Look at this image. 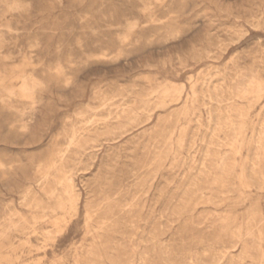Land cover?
Here are the masks:
<instances>
[{
  "label": "rangeland",
  "instance_id": "rangeland-1",
  "mask_svg": "<svg viewBox=\"0 0 264 264\" xmlns=\"http://www.w3.org/2000/svg\"><path fill=\"white\" fill-rule=\"evenodd\" d=\"M6 1L0 32L12 55L3 68L12 72L0 96L12 88L14 106L26 109L24 74L45 87L30 131L0 105V264H264V94L250 104L236 99L246 113L237 110L234 126L226 121L231 87L264 81V0H165L153 5V20L139 0H16L23 7L15 11ZM133 20L125 41L119 35ZM103 122L114 127L95 133ZM74 129L82 139L91 130L92 142L67 147ZM56 148L75 158L67 166L81 195L59 234L33 204L53 199L34 187L26 193L24 180Z\"/></svg>",
  "mask_w": 264,
  "mask_h": 264
},
{
  "label": "bare ground",
  "instance_id": "bare-ground-1",
  "mask_svg": "<svg viewBox=\"0 0 264 264\" xmlns=\"http://www.w3.org/2000/svg\"><path fill=\"white\" fill-rule=\"evenodd\" d=\"M74 1V0H73ZM142 4V10L144 12H148L147 16H149V18H151V20H153V10H152V7L153 5L155 4H163L165 0H139ZM138 1V2H139ZM4 2V1H3ZM163 2V3H162ZM7 6L9 8L10 11H15V10H20L22 9V3L19 2V1H16V0H12L10 2H7ZM163 6V5H162ZM123 9V8H122ZM9 14V13H8ZM131 14V13H130ZM138 14V13H137ZM140 14V13H139ZM85 17V16H84ZM79 18V17H78ZM108 18V17H107ZM227 18V17H226ZM156 19V18H155ZM82 20V19H81ZM139 21V20H138ZM138 21H134L133 22H129L126 24V32H123L121 33L119 36L122 37V39H124L126 41V39H129V37H131V34L133 33V31L138 27ZM155 21V20H154ZM158 21V20H157ZM100 22V21H99ZM60 23V22H59ZM219 23V22H218ZM170 24V23H169ZM232 26V25H231ZM8 28V27H7ZM144 28V27H143ZM118 29V28H117ZM145 29V28H144ZM171 31V30H170ZM191 31V30H190ZM37 32V31H36ZM165 33V32H164ZM55 34V33H53ZM159 36V35H158ZM38 38V37H37ZM87 38V37H86ZM178 39V37H177ZM209 39V38H208ZM236 39V38H235ZM38 40V39H37ZM123 40V41H124ZM14 41V40H13ZM124 41V42H125ZM6 42V38H5V34L4 33H1L0 32V82L4 83V80L5 78H9L11 76V72L12 70H10V72L7 71V69L3 68L5 67V60L6 59H10L11 58V53H7V52H4L3 50V45L5 44ZM122 42V41H121ZM213 44V43H212ZM98 45V44H97ZM234 45V44H233ZM100 46V45H99ZM197 46V45H196ZM71 49V48H70ZM59 51V50H58ZM193 51V50H192ZM57 53V52H56ZM102 55H105L104 51L101 52ZM104 53V54H103ZM24 55V54H22ZM102 55H101V58H102ZM108 55V54H107ZM28 56V55H27ZM26 56V57H27ZM92 56V55H90ZM95 56V55H93ZM100 56V55H99ZM192 56V55H191ZM195 57V56H194ZM94 58V57H93ZM107 58V57H106ZM237 58V57H236ZM68 59V58H67ZM236 60V59H235ZM39 62V61H38ZM59 62V61H58ZM98 62V61H97ZM217 62V61H216ZM258 62V61H257ZM27 63V62H26ZM60 63V62H59ZM240 63V62H239ZM63 64V63H62ZM226 64V63H225ZM236 65V64H235ZM234 66V65H233ZM64 67L65 66H62V65H58L57 66V72L59 75H64ZM32 68V67H31ZM27 69V68H26ZM56 69V68H55ZM16 71V70H15ZM14 72V71H13ZM215 72V71H213ZM20 73H23L20 71ZM34 73V72H33ZM49 73V72H48ZM29 74V73H27ZM54 74V73H53ZM56 74V73H55ZM57 74V75H58ZM250 77H248L249 79ZM152 79V78H151ZM251 79V78H250ZM22 80V89L25 93V95H28L30 102V106L27 108L26 106V109H21V108H16L14 106V103H16V100H15V92H14V89L12 88H3L2 90L6 93V95H3V96H0V105L2 107H4L5 109H9V110H14L15 114L17 115L18 117V120L16 122H20L21 124L19 125V128L22 130V131H30V124L29 123H34L37 121V118L40 114V109L38 107V102H37V99H36V95H37V92L40 90V89H44L45 87V84L44 82H42L41 80H39L38 78L34 77V75H32V73L29 74V76L26 78L25 77V74L24 76L21 78ZM247 81V80H246ZM245 81V82H246ZM111 82V81H110ZM152 82V81H151ZM221 82V80H220ZM229 82V81H228ZM244 82V83H245ZM69 83V80L65 79V84ZM156 83V82H155ZM112 84V83H111ZM150 84V83H149ZM247 84V82H246ZM245 84V85H246ZM148 86V85H147ZM21 87V85H20ZM215 87V86H214ZM218 87V86H217ZM220 87V86H219ZM227 87V86H226ZM19 88V87H18ZM193 88V87H192ZM210 88V87H209ZM233 87H231L232 89ZM241 88V87H240ZM230 89V94L234 95L235 93V97L230 99L231 102L229 103L228 107H227V110L225 108V110L227 111V115H226V121L229 123V125H233L234 124V114L237 113V110L239 112V116L244 117L246 111L244 110L243 108V105H239V106H235L234 103L236 104L235 100L238 99V100H241L243 101L242 104H244V102H247L248 104H250L251 102H253L255 99H260L263 94H264V81L261 80V79H258V78H254V80H252L249 88H244V89H240L238 91H231ZM21 90V89H20ZM108 90V89H107ZM150 90V89H149ZM216 90V89H214ZM218 90V89H217ZM229 90V89H228ZM16 91V90H15ZM19 91V89H18ZM211 91V90H210ZM225 91V90H224ZM2 92V91H1ZM0 92V93H1ZM22 92V91H21ZM158 92V91H157ZM176 92L175 90H169V93H174ZM193 101L196 100V95L197 94V91L195 90V87L193 88ZM212 92H213V87H212ZM211 92V93H212ZM229 92V91H228ZM147 93V92H146ZM149 93V92H148ZM183 93V92H182ZM209 93V92H208ZM225 93V92H224ZM4 94V93H3ZM40 94V93H39ZM93 94V93H92ZM154 94V93H153ZM157 94V93H156ZM168 94V93H167ZM221 94V93H220ZM149 95V94H148ZM162 95H165V94H162ZM217 95V94H216ZM219 95V94H218ZM223 95V94H222ZM221 95V97H222ZM231 95L229 97H231ZM24 96V95H23ZM146 96V95H145ZM171 96L173 97V94H171ZM182 96V95H181ZM180 96V98H181ZM228 96V95H227ZM169 97V96H168ZM175 97V96H174ZM233 97V96H232ZM45 98V97H44ZM95 98V97H94ZM146 98V97H145ZM171 98V97H170ZM109 99V98H108ZM149 99V98H147ZM163 99V98H162ZM168 99V98H167ZM166 99V100H167ZM173 101L175 100L174 98H172ZM171 99V100H172ZM201 99V98H200ZM225 99V98H224ZM223 99V100H224ZM227 99V98H226ZM28 100V99H27ZM61 100V99H60ZM91 100V99H90ZM141 100V99H140ZM165 100V99H164ZM189 100V98L187 99V101ZM204 100V99H203ZM229 100V99H228ZM110 101V100H109ZM128 101V100H127ZM163 101V100H162ZM161 101V102H162ZM173 101H170V102H173ZM213 100H211L212 102ZM216 101V100H215ZM214 101V102H215ZM29 102V103H30ZM169 102V101H168ZM206 102V101H205ZM238 102V101H237ZM255 102V101H254ZM201 103V102H200ZM199 103V104H200ZM165 104V102H164ZM218 104V103H217ZM223 104V103H222ZM149 105H152V104H149ZM192 105V104H191ZM225 105V104H224ZM237 105V104H236ZM18 106V105H17ZM163 105H161L162 107ZM167 106V105H166ZM209 106V105H208ZM111 107V106H109ZM160 107V106H159ZM207 107V106H206ZM215 107V106H214ZM237 107V108H235ZM252 107V106H251ZM15 108V109H14ZM133 108V107H132ZM211 108H213L211 106ZM221 108V107H220ZM178 109V108H177ZM180 109V108H179ZM222 109V108H221ZM158 110V109H157ZM211 110V109H210ZM216 110V109H215ZM214 110V111H215ZM223 110V109H222ZM146 111V110H145ZM155 111V110H154ZM180 111V110H179ZM206 111V110H205ZM219 111V109H218ZM8 112V111H7ZM108 112V111H107ZM150 112V111H149ZM184 112V111H183ZM211 112V111H210ZM86 113V112H85ZM84 113V114H85ZM120 113V112H119ZM118 113V114H119ZM122 113V114H121ZM120 113V116H121V120H123L125 117H126V114L125 113V110L124 112L121 111ZM174 113V111H173ZM177 113H180V112H177ZM212 113V112H211ZM182 114V112H181ZM180 114V115H181ZM186 114V113H185ZM184 114V115H185ZM218 114V113H217ZM222 114V113H221ZM220 114V115H221ZM238 114V113H237ZM175 115V114H174ZM111 116V114H110ZM117 116V115H116ZM128 116V115H127ZM149 116V115H148ZM222 116V115H221ZM178 117V116H177ZM212 117V116H211ZM210 117V118H211ZM224 117V116H223ZM237 117V116H236ZM235 117V118H236ZM117 118V117H116ZM115 118V119H116ZM119 118V117H118ZM142 118V117H141ZM220 118V117H219ZM240 118V119H241ZM80 119V118H79ZM114 119V118H113ZM120 119V118H119ZM144 119V118H143ZM209 119V118H208ZM238 119V118H237ZM107 120V119H106ZM117 120V119H116ZM178 120V119H177ZM213 120V119H212ZM211 122H213L214 120ZM219 120V119H217ZM243 120V119H242ZM103 121V120H102ZM110 121V120H109ZM136 121V120H135ZM221 121V119L219 120ZM240 121V120H239ZM244 121V120H243ZM65 122V121H64ZM112 122V121H111ZM63 123V122H62ZM115 123V122H114ZM225 123V122H224ZM13 124V123H12ZM71 124V123H70ZM117 124V123H116ZM124 122H120L119 125L120 126H123ZM198 124V123H197ZM218 124V123H216ZM221 125L223 123H220ZM239 125L241 123H238ZM96 125V124H95ZM212 125V124H211ZM215 125V124H214ZM119 126V127H120ZM201 126V125H200ZM210 126V124H209ZM224 126V125H223ZM234 126V125H233ZM232 126V127H233ZM262 126V125H261ZM260 126V127H261ZM113 123L112 125L109 123V122H103V124H101L99 126V128H97L96 132L95 133H99V131L101 132H110L113 128ZM117 127V126H116ZM159 127V126H158ZM217 127V126H216ZM215 127V128H216ZM258 127V126H257ZM263 127V126H262ZM187 128V127H185ZM211 128V127H210ZM220 128V127H219ZM222 128V127H221ZM225 128H228L225 127ZM231 128V127H230ZM84 129V128H83ZM95 129V128H93ZM234 129V128H233ZM242 129V128H240ZM261 129V128H260ZM263 129V128H262ZM87 130V129H86ZM157 131V130H156ZM194 131V130H193ZM201 131V130H200ZM217 131V130H216ZM227 131V130H226ZM259 131V130H258ZM212 132H213V129H212ZM211 132V133H212ZM222 132V131H220ZM242 132V131H241ZM22 133V132H21ZM85 133V132H84ZM83 133V134H84ZM87 134L89 133V135L86 137H84L83 139L81 137H79L78 135V131L76 129H74L72 131V135L70 137H68V144H67V147L69 145V147H73V148H76L77 150L81 149V145H82V142L83 140H85L86 142L89 141L92 139L91 137V133L92 131L89 130L88 132H86ZM113 133V132H112ZM119 133V132H118ZM257 133V131H256ZM264 133V132H263ZM67 134V133H66ZM105 134V133H104ZM114 134V133H113ZM123 134V133H122ZM215 134V133H214ZM82 135V134H80ZM86 135V134H85ZM97 135V134H95ZM94 135V136H95ZM181 135V134H180ZM217 135V133H216ZM257 135V134H256ZM99 136V134H98ZM116 136V135H115ZM173 136V135H172ZM215 136V135H214ZM237 136V135H236ZM263 136V134H262ZM195 137V136H194ZM230 137V136H229ZM256 137V136H255ZM261 137V136H260ZM95 138V137H94ZM106 138V137H105ZM237 138V137H236ZM104 139V138H103ZM151 139V138H150ZM212 139V138H211ZM225 139V138H224ZM231 139V138H230ZM93 140V139H92ZM91 140V142H92ZM256 140V138L254 139ZM263 140H264V137H261L259 140H258V147H257V151L260 150L261 148L263 149ZM159 141V140H158ZM171 141V140H170ZM236 141V140H234ZM67 142V141H66ZM95 142V141H93ZM238 142V141H237ZM257 142V141H256ZM255 142V143H256ZM210 143V142H209ZM167 144V143H165ZM215 144V143H214ZM234 144V143H233ZM232 144V145H233ZM236 144V143H235ZM84 145V144H83ZM86 145V144H85ZM92 145V144H91ZM237 145V144H236ZM61 146V145H60ZM85 147V146H84ZM166 147V146H165ZM219 147V146H218ZM234 147V146H232ZM237 147V146H236ZM255 147V146H254ZM64 148V147H62ZM83 148V147H82ZM158 148V147H157ZM235 148V147H234ZM66 149V148H65ZM153 149V148H152ZM237 149V148H236ZM53 150V149H52ZM56 149H54L51 153V156L49 157L48 161L46 163H36V165L34 166V171L35 173L33 175L31 174H26L25 177H24V180L27 182V184L30 186L29 188L31 189H28V191L26 193L29 194V191L33 190L32 191L34 194H38L39 192H43V194L45 193L46 195L50 196L49 198L53 199V200H50V202H52V204L50 206H43V201L42 200H34L33 204H34V207L38 208V209H42L43 212H44V217H42L41 219H44V218H47L49 217V223H51L53 225V227H55L56 231L58 234L59 233H62V232H65L68 227H69V219H68V216L72 213H77L78 210H79V206H80V201H81V195L76 187V184H75V180H74V168H70L69 166H67V164L69 163V160H72V161H75V158L74 157H70L67 159V157H65L64 155H62V152H59V151H56ZM173 150V149H171ZM207 150V149H206ZM224 150V149H223ZM68 151V150H67ZM83 151V150H81ZM50 152V151H49ZM64 152V151H63ZM71 152V150H70ZM88 152V151H86ZM199 152V151H198ZM80 153V152H79ZM64 154V153H63ZM69 154V153H68ZM170 154V153H169ZM218 154V153H217ZM66 155V154H65ZM75 155V154H74ZM77 155H78V152H77ZM232 155V154H231ZM256 155V154H255ZM260 153L258 152L257 154V158L255 162H253L252 160H249L250 162L252 161L253 162V166L258 168L259 167V160L261 159L260 158ZM68 156V155H66ZM167 156V155H166ZM209 156V155H208ZM78 158V157H77ZM206 158V157H205ZM210 158V157H209ZM215 158V157H214ZM212 158V159H214ZM254 158V159H255ZM193 159V158H192ZM228 159V158H227ZM231 159H234V158H231ZM229 160V159H228ZM226 160V161H228ZM235 160V159H234ZM147 161V160H146ZM212 161V160H211ZM231 161V160H230ZM76 162V161H75ZM208 162V161H207ZM210 162V161H209ZM214 162V161H213ZM224 162V161H223ZM174 163V162H173ZM192 163V162H191ZM206 163V162H205ZM228 163V162H227ZM233 163V161H232ZM225 164V163H224ZM172 165V164H171ZM229 165V164H228ZM236 165V164H235ZM235 165H232V166H235ZM251 165V164H250ZM4 166V164L2 162H0V168H2ZM207 166V165H206ZM212 166H214L212 164ZM221 166V165H220ZM227 167V165H225ZM11 167V166H10ZM205 167V166H204ZM209 167V166H208ZM223 167V166H222ZM176 168V167H175ZM212 168V167H211ZM251 168V166H250ZM12 169V168H11ZM177 169V168H176ZM207 169V168H206ZM229 169V168H228ZM2 170H5V169H2ZM178 170V169H177ZM190 170V169H189ZM210 170V169H209ZM225 170V169H224ZM231 169H229L230 171ZM254 170V169H253ZM228 171V170H227ZM191 172V171H190ZM200 172V171H199ZM252 172V170H251ZM254 172V171H253ZM58 174L57 178L54 180V182H56V185L55 186H50V183H51V177L53 176V174ZM222 173V172H221ZM226 173V172H225ZM224 173V174H225ZM212 174V173H211ZM223 174V175H224ZM158 175V174H157ZM226 176V175H224ZM249 176V175H248ZM261 176V175H260ZM54 177V176H53ZM218 178V177H216ZM222 178V177H221ZM220 178V179H221ZM195 179V178H194ZM219 179V178H218ZM200 180V179H199ZM258 181V180H257ZM218 182V180H217ZM223 182V181H222ZM26 184V183H25ZM190 184V183H189ZM195 184V183H194ZM191 187V186H190ZM187 189V188H186ZM195 189V188H193ZM262 189V188H261ZM198 190V189H197ZM264 190V189H263ZM30 195H33V194H30ZM188 195V194H187ZM27 196V194H26ZM29 196V195H28ZM40 196V194H39ZM43 196V195H42ZM33 198L32 196L30 197V199ZM36 197H34L33 199H35ZM48 201V200H47ZM33 206V205H32ZM14 207V206H13ZM28 207V206H27ZM188 208V207H187ZM181 209V208H180ZM32 210V209H31ZM34 210V209H33ZM41 210V211H42ZM48 211L49 210V213L51 212V214H46L45 211ZM110 210V209H109ZM185 211V210H184ZM17 212V211H16ZM36 212V211H35ZM90 212V211H89ZM5 213V212H4ZM14 213V212H13ZM41 213V212H39ZM92 213V212H90ZM123 213V212H122ZM133 213V212H131ZM10 214V213H9ZM95 215V214H94ZM89 216V214L87 215ZM91 216V215H90ZM9 217V216H8ZM96 217V216H95ZM22 218V217H21ZM104 218V217H103ZM7 219V218H6ZM23 219V218H22ZM34 219H37V217H34ZM39 219V218H38ZM40 219V221H41ZM112 219V218H111ZM9 220V219H8ZM20 220V219H19ZM18 220V221H19ZM90 220V219H89ZM14 221V220H13ZM11 221V222H13ZM120 221V220H119ZM9 222V221H8ZM21 222V220H20ZM19 222V223H20ZM88 222V221H87ZM95 222V221H94ZM113 222V221H112ZM117 222V221H116ZM14 223V222H13ZM16 223V222H15ZM18 223V222H17ZM37 223V222H36ZM43 223V222H42ZM27 224V223H24V225ZM90 224V223H89ZM119 224V223H118ZM16 225V224H15ZM23 225V224H22ZM33 225V224H32ZM36 225V224H35ZM38 225V223H37ZM40 225V224H39ZM91 225V224H90ZM2 226V225H0ZM34 226V225H33ZM130 226V225H129ZM243 226V225H242ZM13 227H14V224H13ZM31 227V226H30ZM30 227H28L27 225L26 226H20V225H16L15 226V229L17 230L18 233L20 234H25V236H28L30 234L29 232V229H31ZM102 227V226H101ZM117 227V226H116ZM2 228V227H1ZM35 228V227H34ZM33 228V230H34ZM92 229V228H91ZM102 229V228H101ZM10 230H11V227H10ZM14 230V229H13ZM32 230V231H33ZM88 230V229H87ZM251 230V229H250ZM249 231V230H248ZM3 232V231H2ZM35 232V230L33 231ZM43 232V231H42ZM106 232V231H105ZM227 232V231H226ZM238 232V231H237ZM38 233V232H37ZM48 236H50L52 233L50 231H46L45 232ZM44 233V234H45ZM117 233V232H116ZM3 234V233H2ZM43 234V233H42ZM54 234V233H53ZM240 234V233H239ZM1 235V234H0ZM35 235V234H34ZM44 236V235H43ZM241 236V235H240ZM47 237V236H46ZM45 237V238H46ZM53 237V236H52ZM98 238V237H97ZM106 238V237H105ZM236 238V237H235ZM47 239V238H46ZM264 239V238H263ZM120 240V239H119ZM116 241V240H115ZM49 242V241H48ZM51 242V241H50ZM53 242V241H52ZM154 242V241H153ZM57 243V242H56ZM52 244V243H51ZM114 244V243H113ZM243 244V243H242ZM55 245V242L54 244ZM150 245V244H149ZM247 247V246H246ZM165 248V247H164ZM13 249V248H11ZM249 249V248H247ZM246 249V251H247ZM91 250V249H90ZM245 251V250H244ZM8 252V251H7ZM171 253V252H170ZM189 254V253H188ZM248 255V254H247ZM145 256V255H144ZM135 257V256H134ZM244 257V256H242ZM241 257V258H242ZM199 258V257H198ZM184 259V258H183ZM206 259V258H205ZM243 259V258H242ZM241 259V260H242ZM191 260V259H190ZM140 262V261H139ZM193 262V261H192ZM234 263V262H233ZM242 263V261H241ZM236 264V263H235Z\"/></svg>",
  "mask_w": 264,
  "mask_h": 264
}]
</instances>
